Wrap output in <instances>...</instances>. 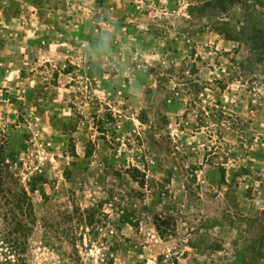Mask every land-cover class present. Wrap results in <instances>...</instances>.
<instances>
[{
    "label": "rangeland",
    "instance_id": "rangeland-1",
    "mask_svg": "<svg viewBox=\"0 0 264 264\" xmlns=\"http://www.w3.org/2000/svg\"><path fill=\"white\" fill-rule=\"evenodd\" d=\"M0 264H264V0H0Z\"/></svg>",
    "mask_w": 264,
    "mask_h": 264
}]
</instances>
